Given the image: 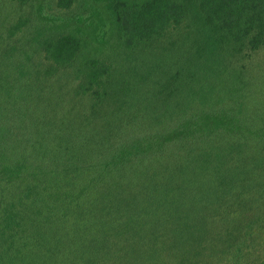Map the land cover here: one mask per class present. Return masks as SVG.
Listing matches in <instances>:
<instances>
[{
	"label": "trees",
	"instance_id": "obj_1",
	"mask_svg": "<svg viewBox=\"0 0 264 264\" xmlns=\"http://www.w3.org/2000/svg\"><path fill=\"white\" fill-rule=\"evenodd\" d=\"M0 264H264V0H0Z\"/></svg>",
	"mask_w": 264,
	"mask_h": 264
}]
</instances>
